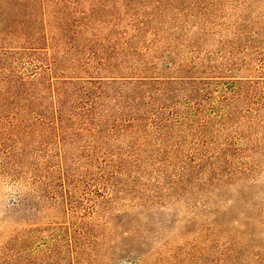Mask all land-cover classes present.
<instances>
[{
	"label": "trees",
	"instance_id": "16d2710c",
	"mask_svg": "<svg viewBox=\"0 0 264 264\" xmlns=\"http://www.w3.org/2000/svg\"><path fill=\"white\" fill-rule=\"evenodd\" d=\"M90 1L32 0L31 27L0 29V123L26 129L33 141L27 151L7 147L3 156L21 171L29 164V185L68 202L78 165L85 182L110 183L111 192L128 168L155 163L185 168L177 190H202L199 181L190 183L193 172L233 181L235 172L251 170L253 153L264 149V131L256 132L264 129V69L255 77L235 73L247 66V51L264 63V40L253 22L244 23L248 14L230 28L234 40L217 43L201 65L200 46L213 26L190 34L186 26L197 6L205 14L201 4L218 0H105V9ZM218 54L220 62L213 61ZM31 55L28 74L17 72ZM51 162L56 184L42 173Z\"/></svg>",
	"mask_w": 264,
	"mask_h": 264
},
{
	"label": "rangeland",
	"instance_id": "374dc122",
	"mask_svg": "<svg viewBox=\"0 0 264 264\" xmlns=\"http://www.w3.org/2000/svg\"><path fill=\"white\" fill-rule=\"evenodd\" d=\"M26 1L0 0L2 31L22 22L31 23V27L36 19V12L31 13L32 0L17 7ZM217 2L210 6L202 3L208 8L205 14L195 3L198 16L186 26L187 34L198 31L203 23L213 26L206 33L208 40L200 46L201 65L207 63L204 54L214 51L217 43L234 40L230 28L244 13L248 14L244 23L253 22L261 34H257L258 41L264 40V0ZM90 3L105 9V0ZM115 5L122 12L121 5ZM82 7L87 10L88 2ZM181 11L177 10L180 17L188 16L187 10ZM211 12L216 13L212 19ZM258 51L264 56V43ZM247 54L252 55L245 56L247 66L235 74L255 77L264 63L251 51ZM31 57L21 58L16 71L28 74L34 62ZM212 57L220 62V54ZM0 127V264H264L262 147L253 153L256 164L251 170L235 172L233 181L224 178L225 174L209 181L200 171L193 172L195 178L190 183L199 181L203 185L199 191L177 190L184 186L181 170H185L177 165L128 168L115 180L112 192L110 183L101 188L90 180L85 182L88 175L82 174L78 165L75 192L71 200L68 198L70 202H65L60 196L52 197L47 187L29 185L33 178L27 162L21 171L18 163L3 156L7 147L15 152L30 149L31 134L5 122ZM263 131L261 127L256 130L258 134ZM49 137L46 140L50 141ZM48 164L42 173L49 176L47 183L56 184L53 175L57 163Z\"/></svg>",
	"mask_w": 264,
	"mask_h": 264
}]
</instances>
